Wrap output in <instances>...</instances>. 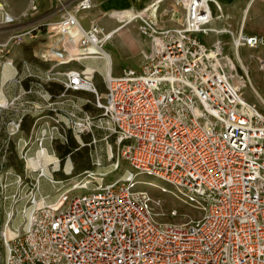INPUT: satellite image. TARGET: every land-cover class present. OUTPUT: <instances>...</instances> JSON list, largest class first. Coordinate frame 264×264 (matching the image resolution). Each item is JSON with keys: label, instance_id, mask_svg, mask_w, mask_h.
Listing matches in <instances>:
<instances>
[{"label": "built area", "instance_id": "2783aa9c", "mask_svg": "<svg viewBox=\"0 0 264 264\" xmlns=\"http://www.w3.org/2000/svg\"><path fill=\"white\" fill-rule=\"evenodd\" d=\"M38 1L19 18L0 0V264H264V105L233 84L220 42L202 41L216 31L208 0H184L174 27L133 11L147 49L116 76L114 31L79 20L93 0L25 28ZM28 41L47 45L25 60L15 46ZM92 57L105 59L104 92L79 65ZM71 139L91 167L56 178Z\"/></svg>", "mask_w": 264, "mask_h": 264}, {"label": "crops", "instance_id": "0c3cea01", "mask_svg": "<svg viewBox=\"0 0 264 264\" xmlns=\"http://www.w3.org/2000/svg\"><path fill=\"white\" fill-rule=\"evenodd\" d=\"M1 1L8 5L14 15L19 18L24 17L23 13L28 7V0ZM62 1L64 0H39L38 11L34 13L30 12L27 19L23 18L22 25L28 29H32L38 25L43 28L46 21L59 18L60 13L54 11V9ZM182 6L183 3L180 0H93L92 8L83 12L79 20L85 27H88L90 21L93 20L106 30H113L114 34L121 30L117 38L119 41L115 40L118 46L123 48L124 57L127 59L133 54L144 52L147 49V42L140 37L139 32V36L136 34V37H133L134 32L131 31L130 27L134 26V22L127 21V23H121L123 20H119L121 24L115 26L116 21L109 17L112 11L131 10L143 12L161 27H174L184 21ZM208 6L212 15L211 25L216 29L215 32L201 35L202 41L208 47L219 41L221 48H227L232 44V40L238 33L257 35L264 38V0H208ZM128 32L130 34H127ZM111 41L110 39L105 46L113 44ZM30 43L32 42L28 41V43L24 44L28 45ZM46 45L47 42H40L37 49L42 50ZM108 53L111 55L113 62L116 58V53L113 50H108ZM141 59L142 56L140 55L138 59L133 61H140Z\"/></svg>", "mask_w": 264, "mask_h": 264}, {"label": "rangeland", "instance_id": "374dc122", "mask_svg": "<svg viewBox=\"0 0 264 264\" xmlns=\"http://www.w3.org/2000/svg\"><path fill=\"white\" fill-rule=\"evenodd\" d=\"M180 1L183 3L182 7H183V11H185L184 10V4H185L184 0H180ZM113 12L114 11H112L109 14L110 15L109 17L110 19H113L114 21H116L115 26H118L121 23H127L128 20L126 18L120 23L117 17H114L113 15L111 16ZM141 14L144 16H148L144 14L143 12H141ZM131 22L135 23L133 27L131 26V24H129L131 26L130 27L131 31L134 32L133 37L135 38L136 34L137 36H139L138 35L139 29L137 28V25H139V21L132 20ZM120 31L121 30H119L118 32H115V34L113 32L114 35L112 34L111 36L112 37L111 43L113 44H109V45L107 44L108 48L105 46V50L107 52L108 50L109 51L113 50V52L116 53L115 54L116 58L118 57L117 58L118 60L114 57L115 60H113L112 62L111 73L112 75H115V76L120 74L121 68L128 66V65L134 67L136 64H138L139 60L135 62L133 60L138 59V57H140L141 55V54L136 53V54H133L132 56H129L127 59L124 57L123 48L118 46V43H116V40H115L118 38ZM127 34H130V33L128 32ZM140 35H141L140 37L143 40L145 39L146 42L148 41L147 37H145L141 33ZM40 42H43V41H35L28 45L24 43L23 44L20 43L19 45L15 46V52L18 53L19 57L24 58L25 60H32L34 55L40 54V52H42L44 49V48L42 50L37 49L38 46L40 45ZM220 61L222 63L224 70L226 71L228 75H230L231 81L239 89L242 96L248 102L252 104H255L257 106L264 105V46L257 47V48H248L246 46H243V47L240 46L238 49H235L234 46L230 44L227 48H221ZM79 65L93 68L95 72L94 80H95V83L97 84L98 91L104 92L105 85H104L103 79L106 75L105 59L101 57H92L90 59L82 61L81 64ZM78 96L79 98H82V99L88 98L94 103V95H92L91 93H79ZM91 105L92 107H94L93 104ZM88 164H90L88 151L82 148L76 151L74 150L73 153L70 154L69 160L66 161L65 159H62L61 165L59 163L61 172H58L55 175V177L59 179L62 178L63 169L66 171L71 169V175H75L77 173L82 172L83 168H85V166ZM141 178L144 180H150L149 176H142ZM44 182L45 181L42 182L43 183L42 193L47 196L46 199L52 200L55 197V195H57V192L53 191V187L50 184H47L46 182L45 183ZM156 185H154L153 187H155ZM151 192L154 195H159L158 190H151ZM19 220L20 219H18L17 217V222Z\"/></svg>", "mask_w": 264, "mask_h": 264}, {"label": "bare ground", "instance_id": "6f19581e", "mask_svg": "<svg viewBox=\"0 0 264 264\" xmlns=\"http://www.w3.org/2000/svg\"><path fill=\"white\" fill-rule=\"evenodd\" d=\"M134 14V12L133 11H131V10H125V11H114L113 13H112V15L114 16V17H117L118 18V20H123V19H125V18H127V17H130L131 15H133ZM70 49H73V48H70ZM241 93V92H240ZM154 184H152L151 186H154V185H156L157 183L154 181L153 182ZM157 186V185H156ZM155 186V187H156ZM175 196V195H174Z\"/></svg>", "mask_w": 264, "mask_h": 264}, {"label": "trees", "instance_id": "16d2710c", "mask_svg": "<svg viewBox=\"0 0 264 264\" xmlns=\"http://www.w3.org/2000/svg\"><path fill=\"white\" fill-rule=\"evenodd\" d=\"M70 143H71V145H70L69 148L66 149V152L71 151V154H72L73 151H74V147H75L77 144H76V142H74L72 139H71V142H70ZM82 149H85V150L88 151V148H86V147H84V148H82ZM77 150H78V149H77ZM75 151H76V150H75ZM12 163L15 164L17 167H19V165H17V164L15 163V161L12 160ZM90 167H91V165L88 164V165L85 166V168H83V170H85V169H90Z\"/></svg>", "mask_w": 264, "mask_h": 264}]
</instances>
